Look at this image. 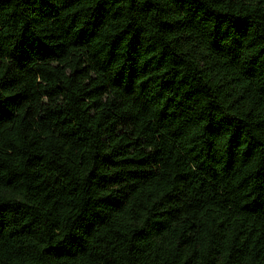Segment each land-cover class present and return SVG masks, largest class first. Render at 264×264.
<instances>
[{
    "label": "trees",
    "instance_id": "trees-1",
    "mask_svg": "<svg viewBox=\"0 0 264 264\" xmlns=\"http://www.w3.org/2000/svg\"><path fill=\"white\" fill-rule=\"evenodd\" d=\"M0 264H264V0H0Z\"/></svg>",
    "mask_w": 264,
    "mask_h": 264
}]
</instances>
